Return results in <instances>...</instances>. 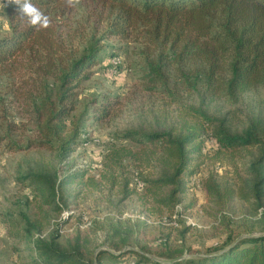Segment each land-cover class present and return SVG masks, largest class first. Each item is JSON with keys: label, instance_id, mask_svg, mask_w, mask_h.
Wrapping results in <instances>:
<instances>
[{"label": "rangeland", "instance_id": "1", "mask_svg": "<svg viewBox=\"0 0 264 264\" xmlns=\"http://www.w3.org/2000/svg\"><path fill=\"white\" fill-rule=\"evenodd\" d=\"M11 4L0 0V38L11 34ZM99 13L94 0H79L57 21L65 34L77 33L69 49L101 48L92 76L78 89L77 108L66 120L63 135L79 133L72 152L62 154L59 142L54 148L29 145L41 138L42 129L28 102L34 97L39 104L47 92L53 95L54 81L37 83L25 71L0 75V137L6 138L0 144V264H42L50 255L48 246L69 257L76 253L81 264H95L105 249L133 263L136 256L126 253L132 248L170 262L264 235V180L250 170L258 147H220L213 126L192 110L202 106L212 117H226L227 128L241 133L250 121L230 113L238 108V115L264 131V89L246 90L236 105L218 98L202 104L199 94L183 90L173 103L162 93L145 91L137 73L141 44L110 36ZM107 97L121 101L119 112L95 119V108ZM188 128L199 138L188 146L196 150L178 178L180 188L158 182L175 172L177 158L169 144L141 145L122 135L142 130L181 137ZM258 168L264 175V163ZM79 171L82 178L62 182ZM30 175L45 178L54 193L51 204L33 191ZM177 203L183 216L175 224Z\"/></svg>", "mask_w": 264, "mask_h": 264}, {"label": "trees", "instance_id": "2", "mask_svg": "<svg viewBox=\"0 0 264 264\" xmlns=\"http://www.w3.org/2000/svg\"><path fill=\"white\" fill-rule=\"evenodd\" d=\"M79 0H30L47 18V25H30L20 7L13 2L9 8L11 34L0 38V75L15 76L28 72L36 82L54 81L56 91L41 96L40 103L33 97L28 104L35 124L42 129L41 138L30 140L33 147L54 148L67 155L78 145V131L63 135L66 120L76 110L81 84L92 76V68L99 59L101 48H89L78 53L69 49L68 41L75 34L64 33L57 25L73 3ZM100 9L99 17L108 22L107 33L120 42H138L136 51L137 73L145 91L159 92L173 103L183 90L200 95L202 104L207 98H218L236 105L246 90L264 89V0H94ZM23 0H21V3ZM71 48V47H70ZM44 86V87H43ZM43 89L47 90L46 85ZM31 99V95L27 97ZM121 101L107 97L95 108V119L101 120L119 112ZM200 118L213 126V136L225 149L258 147L259 156L253 162L252 174L260 173L264 163V131L254 128L252 119L230 113L250 125L241 133H232L226 126L227 118H215L202 106L192 109ZM242 116V117H240ZM15 128V125H11ZM181 137L171 131L128 130L123 137L141 145L169 144L177 158L175 172L164 175L158 182L181 186L178 181L187 168L196 149L188 147L199 135L188 128ZM6 140L0 137V144ZM87 141L82 139V143ZM12 147L13 143H7ZM13 148V147H12ZM74 172L68 178H82ZM33 191L51 204L54 193L43 176L30 175ZM264 182V181H263ZM174 190V193L180 189ZM49 257L42 264H81L76 253L45 247ZM126 253L136 261H120L122 253L102 250L95 264H264V235L252 236L192 258L178 257L170 262L156 259L141 249ZM105 256L107 261H105Z\"/></svg>", "mask_w": 264, "mask_h": 264}, {"label": "clouds", "instance_id": "3", "mask_svg": "<svg viewBox=\"0 0 264 264\" xmlns=\"http://www.w3.org/2000/svg\"><path fill=\"white\" fill-rule=\"evenodd\" d=\"M19 7L21 12L28 18L30 25L40 24L41 26L47 25V18L30 2V0H13Z\"/></svg>", "mask_w": 264, "mask_h": 264}, {"label": "built area", "instance_id": "4", "mask_svg": "<svg viewBox=\"0 0 264 264\" xmlns=\"http://www.w3.org/2000/svg\"><path fill=\"white\" fill-rule=\"evenodd\" d=\"M113 59H114V57H113ZM114 63H116V62L114 61ZM181 216H183V209L181 207V204L177 203L176 206H175V213H174L171 221L176 224L177 222H179V219H180ZM186 222L188 224L192 223L191 220L190 221H186Z\"/></svg>", "mask_w": 264, "mask_h": 264}]
</instances>
